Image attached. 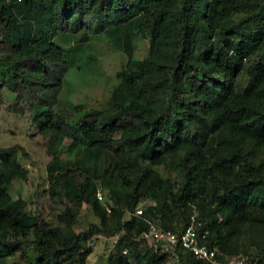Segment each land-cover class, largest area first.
Returning <instances> with one entry per match:
<instances>
[{
    "label": "trees",
    "instance_id": "trees-1",
    "mask_svg": "<svg viewBox=\"0 0 264 264\" xmlns=\"http://www.w3.org/2000/svg\"><path fill=\"white\" fill-rule=\"evenodd\" d=\"M143 29L148 54L136 60L125 49L108 108L74 106L73 123L59 115L71 50L53 38L111 34L123 46ZM0 69L14 94L8 111L37 126L50 157V196L59 188L98 220L57 242L43 211L30 215L8 193L27 179L16 158L24 150L0 147V264L17 254L28 264H86L94 236H117L134 264H214L180 245L138 241L148 221L180 233L193 213L217 262L264 264V0H0ZM173 155L177 183L156 171ZM56 219L76 221L70 209ZM120 253L108 264L126 262Z\"/></svg>",
    "mask_w": 264,
    "mask_h": 264
},
{
    "label": "rangeland",
    "instance_id": "rangeland-1",
    "mask_svg": "<svg viewBox=\"0 0 264 264\" xmlns=\"http://www.w3.org/2000/svg\"><path fill=\"white\" fill-rule=\"evenodd\" d=\"M144 34V35H143ZM150 32L143 29L142 32H134L132 37L123 44L118 43L111 34H104L86 42H81L77 37L60 35L53 41L64 49H70V68L66 75V86L60 96L56 111L70 122H75L80 113L74 110L79 107L81 114L91 110H104L108 108V102L113 86L119 83L118 73L125 68L127 61L126 50H131V57L141 60L148 54ZM126 49V50H125ZM129 58V57H128ZM1 70V69H0ZM0 83L3 84V102L0 104V147H19L24 150L16 151L17 162L28 170L26 180L13 179L8 187V193L13 200L20 198L24 201V210L30 215L43 211V219L58 228L57 242L69 237L72 233L85 231L91 224L98 223L92 211L85 204L75 205L70 197L61 189H57V196H50V180L47 176V165L50 157L42 147V137L38 134L34 123L29 119L19 118L8 111V106L14 102V94L9 90L8 78L5 72L1 75ZM5 77V78H4ZM66 143H64L63 155ZM71 156L67 157L70 160ZM179 155L169 156L164 167L156 169L162 178H169L173 183L179 182L177 162ZM100 191L108 193L106 189ZM45 193L46 198H41L36 203L38 193ZM144 203L139 204L141 208ZM152 204V202H149ZM70 209L75 214L76 221L71 227L59 225L56 217ZM130 216L124 217L129 220ZM142 245H147L142 239H138ZM117 236H94L88 243L92 247V253L86 260V264H108L109 257L117 256L121 250H116ZM166 247V246H163ZM168 248V247H166ZM126 249V248H124ZM128 249V248H127ZM32 250L31 243L24 248L25 253ZM119 255V254H118ZM27 258H20L17 254L6 259L1 264H28ZM246 261L243 257L227 258V261L214 264H242ZM128 264L135 263L132 254L127 256ZM170 263L167 258L164 264Z\"/></svg>",
    "mask_w": 264,
    "mask_h": 264
},
{
    "label": "built area",
    "instance_id": "built-area-1",
    "mask_svg": "<svg viewBox=\"0 0 264 264\" xmlns=\"http://www.w3.org/2000/svg\"><path fill=\"white\" fill-rule=\"evenodd\" d=\"M96 199L99 202H104V195L97 191ZM109 213L110 210L107 209ZM143 214V208L136 210L135 215L140 216ZM201 223L197 220V214L193 213L189 216L188 222L185 228L180 233H175L171 230H164L157 223L152 220L148 221V230L140 237L148 245H163V246H174L180 245L181 248L189 251L192 256L198 260L211 261L217 263L215 255L210 252L207 247L201 243L207 235V231L200 233ZM120 255L127 256L128 250H122ZM227 258L224 259V262ZM113 264H118L114 262ZM123 264H128L124 262Z\"/></svg>",
    "mask_w": 264,
    "mask_h": 264
}]
</instances>
